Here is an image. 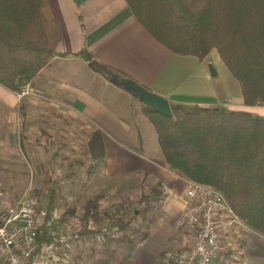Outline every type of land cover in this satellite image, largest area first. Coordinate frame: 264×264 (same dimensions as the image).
<instances>
[{
	"label": "trees",
	"instance_id": "trees-1",
	"mask_svg": "<svg viewBox=\"0 0 264 264\" xmlns=\"http://www.w3.org/2000/svg\"><path fill=\"white\" fill-rule=\"evenodd\" d=\"M126 1L137 20L170 50L204 59L215 49L239 82L243 102L264 104V0ZM60 39L61 28L50 0H0V84L17 93L26 84L39 86L42 69L59 54ZM79 55L100 68L111 81H137L93 59L85 49ZM169 103L171 116L144 103L141 108L157 132L168 167L181 171L189 180L220 190L244 223L264 234V117L225 106ZM99 144L94 133L80 156L69 162V175L80 165L93 172L102 158ZM96 149L98 153L88 155ZM58 190L56 183L48 190L47 207L51 213L61 209L56 202ZM99 198H84L83 224L78 230L72 223L67 224L79 207L78 199L63 201L64 209L58 218L51 221L49 215L45 220L39 242L59 243L64 232L77 241L101 236L106 245L132 243L137 233L143 239L159 217L164 195L157 184L147 194H141L137 208L117 226L89 228L88 219L98 223L101 218ZM136 219L141 221L138 227L133 224ZM67 225L72 228L71 233ZM73 259L71 264H80L82 256L78 254Z\"/></svg>",
	"mask_w": 264,
	"mask_h": 264
},
{
	"label": "crops",
	"instance_id": "crops-1",
	"mask_svg": "<svg viewBox=\"0 0 264 264\" xmlns=\"http://www.w3.org/2000/svg\"><path fill=\"white\" fill-rule=\"evenodd\" d=\"M50 2L61 28L57 45L59 54L50 66L42 69L39 78L45 76V81L39 82V86L30 85L33 91L23 97L29 107L25 117L35 119L36 113L32 111L35 109L49 110L59 117L76 118L88 127L87 141L96 133V139L101 143L98 148L102 158L94 171L99 168L106 180L130 177L136 182L134 185L149 191L159 184L164 195L159 217L143 239L119 247L106 245L109 251L104 258L83 264H160L166 247L192 241V236L184 237L174 229V222L185 207L189 179L181 171L168 167L157 132L141 112V102L131 100V92L122 87L123 92L116 94L114 90L121 86L113 81L106 82L110 83L111 91L96 93L86 85L88 83H78L83 77L78 68L89 70L93 67L79 52L87 50L93 59L125 72L169 101L206 107L225 106L261 117H264V104L246 105L243 102L239 82L215 49L204 59L170 50L137 20L126 0ZM6 89L0 86V105L12 128L0 135V157L11 158L8 153L19 148L26 158L24 146L29 139L22 133L20 141L24 145L17 147L15 123L12 122L19 94ZM39 131L49 142L51 136L47 126H39ZM94 153L98 150H91L88 155ZM10 164L13 162L5 161L1 165L12 168ZM68 229L70 231L69 226ZM238 242L237 258L231 257L234 251L229 249L217 257L214 264H264V234L244 230Z\"/></svg>",
	"mask_w": 264,
	"mask_h": 264
},
{
	"label": "rangeland",
	"instance_id": "rangeland-1",
	"mask_svg": "<svg viewBox=\"0 0 264 264\" xmlns=\"http://www.w3.org/2000/svg\"><path fill=\"white\" fill-rule=\"evenodd\" d=\"M78 69L81 70L80 72L83 75V77L78 80V83L82 85L88 83L86 85L94 89V93L99 91H111V85H108L110 83L106 82L112 83V81L105 77L98 68L94 66L90 67V71L85 67ZM45 79V76L40 77L38 82L43 83ZM114 84L117 83L114 82ZM0 86L7 90L4 86ZM119 88L121 89L114 90L116 94H121V92H123L122 87ZM29 93H31V91L22 96L18 95V108L13 112L14 115L12 120V122L14 121L13 124L15 123L17 147H19L18 144H22L21 148L24 145V142L20 141L22 133L29 139V141L25 142L24 146L27 148L25 152L27 157L25 158L21 154L19 148L14 152L8 153V155H12L13 158L0 157L1 164L5 161L13 162V164H10L12 168H6L5 165L2 167L0 164V182L3 183L7 193L11 197L14 196L13 198L33 195L40 200H44V203L47 205L49 187L52 183H56L59 187L56 202L60 203V210L64 209L61 204L63 201L78 199L79 207L74 217H70L67 223L68 225L72 223V227H76L77 230L81 227V224H83L84 198L89 195H99V209L102 213L101 218L98 223L88 219L87 226H89L90 221L94 227L108 226L110 224L116 226V224L128 217L132 210L137 208V199L142 193L147 194L149 190L143 186L134 185L136 182L130 177L125 180H106V178L101 175L99 168H96L97 170H93V172L90 173L80 165L76 166L74 172L69 175L67 166L72 158L80 156L87 141L88 127L79 123L76 118L70 115L59 117L55 114H51L49 110L36 111L32 109V111L36 113L34 116L37 117L32 120L27 119L25 114L26 109L28 110L29 107L23 97ZM131 94V100L132 98L134 100L138 99L136 95L133 93ZM139 102L141 101L139 100ZM32 111L30 108V116ZM41 125L47 126L50 132L51 139L49 142H46L43 136L40 135L39 126ZM11 128L12 126L7 122L4 111L0 105V135L4 134L7 130L9 131ZM85 161L88 163V160ZM11 192H13L14 195ZM140 223V219H136L133 222L136 227L140 226ZM69 228V232L71 233L72 228L70 226ZM179 234H182L184 237H191L193 232L179 231ZM141 237V233H137L134 242L139 241ZM113 245L116 247L120 246L117 242L113 243ZM108 251L109 249L106 248L103 239L99 240L98 237L96 239L80 238L77 241L75 251L72 252V256L75 258V255L80 254L82 256L80 264L91 263L96 258H104Z\"/></svg>",
	"mask_w": 264,
	"mask_h": 264
},
{
	"label": "built area",
	"instance_id": "built-area-1",
	"mask_svg": "<svg viewBox=\"0 0 264 264\" xmlns=\"http://www.w3.org/2000/svg\"><path fill=\"white\" fill-rule=\"evenodd\" d=\"M33 91L24 85L19 95ZM62 210L49 211L44 200L33 195L9 196L0 182V264H71L77 240L67 234L56 241L38 240L45 220L54 221ZM89 228H94L89 222ZM175 231H192V241L163 250L160 264H214L231 249L237 258L238 239L249 227L234 212L217 188L189 180L185 207L174 222ZM52 231V234L56 233Z\"/></svg>",
	"mask_w": 264,
	"mask_h": 264
},
{
	"label": "water",
	"instance_id": "water-1",
	"mask_svg": "<svg viewBox=\"0 0 264 264\" xmlns=\"http://www.w3.org/2000/svg\"><path fill=\"white\" fill-rule=\"evenodd\" d=\"M112 81L119 84L127 91L136 95L142 103L156 110L157 112L165 116L172 115V110L169 100L164 96L152 92L147 87L143 86L142 84L134 80L113 79Z\"/></svg>",
	"mask_w": 264,
	"mask_h": 264
}]
</instances>
